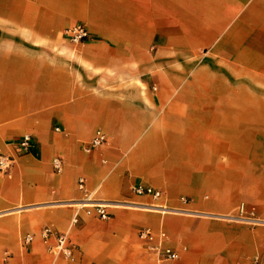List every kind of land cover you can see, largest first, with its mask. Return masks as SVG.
I'll use <instances>...</instances> for the list:
<instances>
[{
  "label": "crops",
  "instance_id": "1",
  "mask_svg": "<svg viewBox=\"0 0 264 264\" xmlns=\"http://www.w3.org/2000/svg\"><path fill=\"white\" fill-rule=\"evenodd\" d=\"M74 24L92 38L69 42ZM23 134L0 175V264H160L142 227L178 252L163 264H264V0H0V152ZM79 176L108 219L81 207Z\"/></svg>",
  "mask_w": 264,
  "mask_h": 264
},
{
  "label": "built area",
  "instance_id": "2",
  "mask_svg": "<svg viewBox=\"0 0 264 264\" xmlns=\"http://www.w3.org/2000/svg\"><path fill=\"white\" fill-rule=\"evenodd\" d=\"M64 37L71 43H80L90 40V35L87 28L82 24H74L63 29ZM106 141L105 133L96 129L91 137L88 145L85 147L86 151H91ZM32 142V136L30 134H23L14 145V153H2L0 152V175H5L9 172L12 165L15 163L17 156L25 153ZM52 168L55 172H59L62 169V160L59 157L52 159ZM76 187L82 191L84 199L79 201L81 207L86 208L87 214H95L99 219L105 220L109 218V212L107 210L110 204L100 203L94 201L90 197L89 191L85 186V179L82 176L77 177ZM132 191L136 195H148L152 199H159L162 197V191L159 189L151 188L148 186H134ZM181 202H186V197H180ZM77 221V216L74 215L73 222ZM138 238L142 241L144 248L153 252L160 264L174 261L178 258V252L168 245H164V242L168 241V235L163 230L154 231L148 227H142L137 232ZM40 237L47 246V250L53 254H61L67 260H75V246L69 241L67 234L57 233L50 225H44L40 229ZM33 234L26 233L22 238V245L27 247L33 241ZM53 239L51 243L50 240Z\"/></svg>",
  "mask_w": 264,
  "mask_h": 264
},
{
  "label": "rangeland",
  "instance_id": "3",
  "mask_svg": "<svg viewBox=\"0 0 264 264\" xmlns=\"http://www.w3.org/2000/svg\"><path fill=\"white\" fill-rule=\"evenodd\" d=\"M250 212L251 211H249L248 215H246L248 218L253 216Z\"/></svg>",
  "mask_w": 264,
  "mask_h": 264
}]
</instances>
